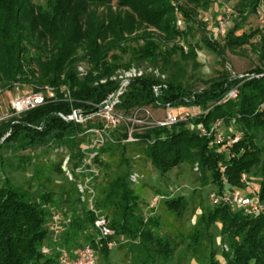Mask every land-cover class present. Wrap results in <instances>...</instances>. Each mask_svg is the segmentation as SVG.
I'll list each match as a JSON object with an SVG mask.
<instances>
[{
	"label": "trees",
	"instance_id": "16d2710c",
	"mask_svg": "<svg viewBox=\"0 0 264 264\" xmlns=\"http://www.w3.org/2000/svg\"><path fill=\"white\" fill-rule=\"evenodd\" d=\"M35 1L0 0V95L18 85L29 87L26 95L51 86L57 90V100L0 122L4 174L0 264H55L56 253H42V246L49 243L48 224L55 211L64 218L60 247L73 255L91 244L99 259L103 258L102 264H119L110 260L114 250L123 253L122 262L128 264H192L193 260L196 264H264V214L233 212L225 204L215 205L211 200L207 204L202 196L209 186L214 187L210 195L238 187L251 196L255 191L264 204V33L254 44L252 40L261 32L245 31L264 0H236L238 20L223 42L216 40L211 29L218 21L211 19L209 24L201 18L212 0H47L45 6ZM231 1L222 0L221 10ZM100 7L105 10L99 12ZM178 15L185 21L184 30L177 27ZM196 31L201 33V48L216 55L220 68L201 90L183 82L185 64L191 61L199 66L198 48L188 41ZM178 39L188 46L187 54ZM246 46L257 56L258 66L243 77L232 76L226 70L227 52L248 55ZM82 63L89 65L84 77L78 72ZM132 66L154 67L166 80L151 74L133 80L119 111L131 114L159 104L206 112L171 127L144 129L135 134L137 142L125 143L127 132L122 127L115 133V143L100 149L94 160L100 170L95 205L115 231L117 247L109 249L104 240L96 242L95 216L82 202L77 183L69 181L63 170L66 156H70L72 172L82 165L81 146L91 139L86 132L100 122L90 119L76 124L61 115L69 116L74 110L90 112L100 106L117 89L110 78ZM103 80L107 82L102 84ZM161 85L166 87L156 96L154 87ZM65 88L72 102L64 98ZM235 88L238 97L225 101ZM217 120L228 129L223 143L202 136L199 129L202 124L209 128ZM237 134L239 142L227 145ZM41 148L48 155L46 161L37 163L30 158L35 162L31 183L39 182L40 188L32 194L9 178L4 151L25 153ZM143 162L161 176L184 164L191 168L198 164L201 186L193 191V202L184 195L154 188L153 200L156 196L162 199L157 206L148 205L147 176L140 167ZM134 171L144 175L139 185L131 183ZM54 174L68 180L59 188V198L50 189ZM242 175L251 177L252 188L242 183ZM191 206L201 213L189 226L185 219ZM217 225L221 228L215 232ZM163 229H167L164 235ZM218 238L228 251L218 252Z\"/></svg>",
	"mask_w": 264,
	"mask_h": 264
},
{
	"label": "built area",
	"instance_id": "2783aa9c",
	"mask_svg": "<svg viewBox=\"0 0 264 264\" xmlns=\"http://www.w3.org/2000/svg\"><path fill=\"white\" fill-rule=\"evenodd\" d=\"M223 16L218 20L215 28H213V34L216 40H223L228 31L229 24L232 19L237 18V13L234 8L223 5ZM260 17L261 28H264V2L258 9ZM209 23L210 19H205ZM177 27L180 30L185 29V21L178 15ZM177 44L183 49L184 53H188V46L181 40H177ZM89 70V65L82 63L78 66V72L81 77H84ZM151 74L162 80H166V77L161 72L151 66L137 67L132 66L128 69L119 70L113 75L110 80L117 83V89L110 94L107 100L103 103H107L105 109L99 114L91 117H81L82 110H74L69 116L61 115L66 121H72L76 124H85L87 120H98L100 125L89 129L86 134L90 135L91 139L88 143L81 146V153L84 156V161L80 167L74 172L69 169L70 156H66L63 162V170L66 177L77 183L79 195L82 202L88 205L89 210L94 214V229L97 233L96 242L104 240L107 243L109 249L117 247V242L114 240L115 231L110 225V221L107 216L96 208L95 202L97 199L95 181L100 177V170L95 166L94 160L99 156L100 149L105 147L109 143H115V133L122 127L126 128L127 139L125 143L137 142L135 137L136 133L147 128L156 127H171L180 122L190 121L197 115L204 114L206 111H202L199 114H191V112H175L177 109L167 106L166 108L157 104L154 109H166L165 116L161 119H156L153 115L152 109L149 107L139 108L131 114H125L117 109L121 103V98L127 91L133 80L143 78L144 76ZM243 77V76H241ZM254 77V76H252ZM107 80L101 81L102 84ZM162 87L165 85L155 86L154 92L156 96L160 95ZM66 90V88H65ZM238 88L233 89L225 98V101L230 99H236L238 97ZM64 98L72 102L70 97V91L67 89ZM57 100V90L54 87L46 86L43 90L35 94L19 95L12 99L10 102V111L8 114L0 113V122L8 120L13 117H20L21 115L35 110L41 106ZM224 123L222 120H217L209 128L203 124L199 126L202 136L212 138L216 143H223L225 141V132H223ZM240 136L237 134L233 138L227 140V145H233L239 142ZM196 170H199L197 167ZM78 177H76V176ZM131 183L133 185H139L144 180V175L139 171H134L130 176ZM242 183L252 188L251 179L247 175H242ZM254 192L251 196L247 191L240 188H232L226 190L222 194L212 193L210 200L213 204H225L230 207L233 212L242 211L246 215L256 216L264 214V204L260 202L259 196ZM161 196H156L153 200V206H157ZM64 218L60 212H53L48 224V236L49 243L42 246V253L46 256H51L56 253L55 264H98L99 256L96 250L91 244H85L80 247L73 255L68 254L62 247H60V238L65 230Z\"/></svg>",
	"mask_w": 264,
	"mask_h": 264
},
{
	"label": "rangeland",
	"instance_id": "374dc122",
	"mask_svg": "<svg viewBox=\"0 0 264 264\" xmlns=\"http://www.w3.org/2000/svg\"><path fill=\"white\" fill-rule=\"evenodd\" d=\"M222 0H212V6L210 10L206 13H202L201 18L205 19H214L218 21L221 16H223V12L219 5L222 3ZM39 5L45 6L47 3V0H36L35 1ZM236 4V0H233L231 2H228L227 5L234 8ZM113 10L117 11L118 8L116 7V4L113 3ZM92 7L91 9H93ZM105 10L104 7L99 8V12H103ZM235 10V8H234ZM237 13V12H236ZM237 18L232 19L229 24V29L233 28L235 23L237 22ZM209 24H212L211 21H209ZM216 24L212 26L215 28ZM254 30H259L261 33L260 35L256 36L252 43L256 44L260 40V36L264 33V28H261L260 24V17L257 13L256 15H252L248 22L245 25V31L250 32ZM148 31L152 32L153 34L157 35L159 32L153 28H150ZM242 31L239 32L241 34ZM158 36V35H157ZM189 43L192 46H196L197 49V64L198 67H195L193 62H188L185 64L186 69V76L183 80L184 84L191 86L194 90H201L205 85L204 82L210 80L216 75V71L219 70V66L217 64V57L212 52L207 51L202 47L201 43V33L199 31H196L194 35L190 36L188 38ZM219 42H223V40L219 39ZM245 49L248 50V55H237L231 52H227V65L226 70L232 74V76H244L247 73H249L251 70H253L256 66H258V59L257 56L251 52L250 47L246 46ZM28 86H22L18 85L15 87L14 90H10L7 93L0 95V113L1 114H8L10 111V102L12 99L19 95H26L28 91ZM153 115L156 119H161L165 116V113L167 112L166 109H154L151 108ZM191 112V114H199L201 111L199 108H192V109H186V108H180L177 109L175 112L182 113V112ZM223 132H227L228 129L226 127H223ZM143 131V130H141ZM45 149L41 148L39 150L33 151V152H15L11 150H5L4 151V157L8 161L6 165V172L9 176V178L12 179V181L20 187L25 188L26 190L30 191L32 194L36 193L39 188V182H32L31 183V177L34 173L35 168V162L34 160L30 158H34L37 163H42L47 160L48 155L45 154ZM50 158H53V156H49ZM39 158V159H38ZM20 161V163H18ZM140 167H142V170L146 173L147 179L145 181L147 188V203L148 205L154 204L153 202V193L154 188H158L160 190H166L170 193L175 192V195H184L186 198H189L191 200V203L193 202V199H191V195L194 190H198L200 188V182L198 181L200 177V171L196 170L197 167L199 168L198 164H195L193 168L190 166L184 164L180 167L172 170L168 173L167 176H161L158 174L150 165V163L143 162L141 163ZM141 169V168H140ZM249 178V177H248ZM251 178V177H250ZM54 185L52 188L53 191L57 193V198H59V188L68 183V180L64 175H53ZM252 180V179H251ZM70 181V180H69ZM242 181V180H241ZM253 182V181H252ZM4 183V174L2 172V169L0 168V188L3 186ZM238 188V187H234ZM214 189L213 186H209L204 191H202L203 199H205L206 203H210L209 195L210 192ZM242 189V188H240ZM198 200V199H197ZM190 203V204H191ZM192 206L190 207L189 212L186 214L185 221L187 222V225L191 226L196 223L197 215H199L201 212L200 210L192 211ZM145 210L147 211V207H145ZM159 213V212H158ZM196 213V214H195ZM221 226L217 225L214 229L215 232H218L220 230ZM167 233V229H163L161 231V234L164 235ZM216 249L219 253L223 249L228 251V247L222 245L221 239L218 238L216 241ZM123 253L118 255L117 251L112 252V256L110 258L111 262L113 263H119V264H128L122 262L123 259ZM219 260L221 262H224L223 258L219 255ZM121 260V261H120ZM103 263V258L100 256L99 264ZM192 264H196V262L193 260Z\"/></svg>",
	"mask_w": 264,
	"mask_h": 264
},
{
	"label": "water",
	"instance_id": "95a60500",
	"mask_svg": "<svg viewBox=\"0 0 264 264\" xmlns=\"http://www.w3.org/2000/svg\"><path fill=\"white\" fill-rule=\"evenodd\" d=\"M107 103H102L100 106L96 107L94 110L90 111V112H82L79 114V116L81 117H91L93 115H97L99 114L103 109H105Z\"/></svg>",
	"mask_w": 264,
	"mask_h": 264
}]
</instances>
